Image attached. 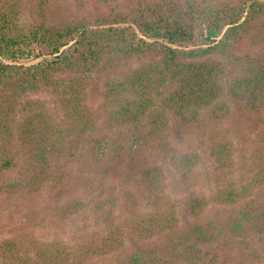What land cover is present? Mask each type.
I'll return each instance as SVG.
<instances>
[{"label": "trees", "instance_id": "trees-1", "mask_svg": "<svg viewBox=\"0 0 264 264\" xmlns=\"http://www.w3.org/2000/svg\"><path fill=\"white\" fill-rule=\"evenodd\" d=\"M135 1L54 29L44 13L20 20L24 0H0V210L16 197L42 202L0 239V264H225L232 247L236 264H264V0ZM247 39L252 52L238 53ZM199 121L211 126L213 192L199 186L197 152L171 139L177 123ZM130 129L166 156L181 197L144 158L138 192L100 191L126 163L110 136ZM243 129L241 183L232 136ZM61 192L97 193L100 228L73 243L41 239V223L84 210L80 195L46 201Z\"/></svg>", "mask_w": 264, "mask_h": 264}, {"label": "rangeland", "instance_id": "rangeland-1", "mask_svg": "<svg viewBox=\"0 0 264 264\" xmlns=\"http://www.w3.org/2000/svg\"><path fill=\"white\" fill-rule=\"evenodd\" d=\"M41 1L44 3L43 6H39L36 0H24V5H27L25 6L26 10H24L25 7L21 10L19 19L23 22H34L41 19L40 13H44L46 23L55 29L57 27L68 25L82 17L92 18V16L97 13L107 15L118 12H129L132 11L136 3L135 0ZM30 8H34L35 11L32 12ZM248 44L249 40H244L239 45L237 52L241 53L245 50L252 52L250 49L251 47H249ZM255 47L260 49V44H255ZM189 48L192 49V47ZM261 53L264 55V43L261 48ZM23 62L34 64L39 62V59L26 60ZM102 88L103 83L99 80L96 81L88 91V102L92 106H96L99 103ZM241 125L245 126L243 124ZM172 128L171 139L174 145L184 151L194 149L200 158V162L196 168L200 188L204 192H213L212 188L216 175V165L209 153L210 142L208 137L211 129L209 122L199 121L191 126H183L177 123ZM110 138L114 140V145H119L123 148L126 163H123L120 167L118 166L116 172H112L111 177L103 183V189L100 190L101 192H116L120 197L125 191H132L133 193L138 192L140 166H138L137 160L144 158L150 164L160 166L164 171L166 182L168 184L167 191L174 197L182 196L169 160L145 138L141 130L130 129L121 134H113ZM232 139L235 146L233 162L236 170L234 178L243 183L247 176L250 175L248 169L249 136L245 129H243L239 137L233 135ZM113 161L109 162V165H113ZM79 167L80 163L75 166V169L78 170ZM76 173V171L72 172L71 177L76 175ZM104 193H102V196H104ZM256 194H258V191ZM74 195L81 196L80 199L82 198V201L85 204L84 210L66 222L57 223L56 225H48L47 222L41 223L36 229V234H40L41 239L49 240L57 237L66 242L73 243L78 240L84 230H95L100 228L101 223L98 218L99 215L96 214L94 210V203L99 196L97 193L61 192L60 194L50 196L46 201H49L50 205L53 206L54 204L61 203L65 199L67 200ZM102 196L100 195V197ZM4 204L5 207L0 210V239L9 236L10 230L15 224H19V222L25 217V213H29L30 209L37 211L42 202H27L16 197L6 201ZM226 255L227 259L225 260V264H236L239 258V250L236 247H232ZM222 257L223 255H221V259ZM260 260L262 262V258Z\"/></svg>", "mask_w": 264, "mask_h": 264}]
</instances>
